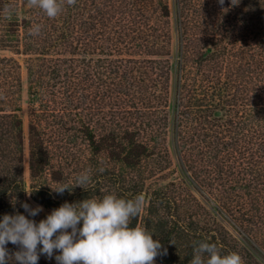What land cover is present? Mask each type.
<instances>
[{"label":"trees","instance_id":"trees-1","mask_svg":"<svg viewBox=\"0 0 264 264\" xmlns=\"http://www.w3.org/2000/svg\"><path fill=\"white\" fill-rule=\"evenodd\" d=\"M185 8L179 9L175 86L184 164L224 208L261 228L264 16L252 14L246 33L232 41L212 11L210 21L188 36ZM170 13L168 0H77L52 19L27 0H0V50L10 52L0 55V219L26 216L21 205L31 206L24 194L26 137L29 195L38 204L53 210L110 193L141 195L145 204L132 226H145L159 239L156 259L162 263L190 264L194 247L208 242L222 255L236 251L244 264H261L186 184L165 178L171 164ZM35 25L40 33L29 35ZM86 170L90 183L74 186ZM58 183L74 187L59 195L52 190ZM7 248L10 254L18 250L11 243Z\"/></svg>","mask_w":264,"mask_h":264},{"label":"clouds","instance_id":"clouds-1","mask_svg":"<svg viewBox=\"0 0 264 264\" xmlns=\"http://www.w3.org/2000/svg\"><path fill=\"white\" fill-rule=\"evenodd\" d=\"M76 2L27 0L29 7L39 8L52 19L62 13L65 3L74 6ZM218 2L222 5L224 0ZM5 11L11 18L12 10ZM40 31L41 26L35 25L29 35H38ZM90 181V172L86 170L75 178L74 186L84 188ZM74 186L58 183L52 190L63 195ZM144 204L141 195L126 199L110 193L102 198L64 202L37 223L28 217L38 215L43 211L42 206L33 208L23 203L21 206L28 216L17 212L0 219V264L12 260L17 264H38L41 255L51 259L54 250L60 253L55 256L57 264H155L162 249L159 239L154 240V233L145 226H132ZM8 243L16 245L18 250L10 254ZM166 251L163 249V254ZM190 264H244V260L236 251L222 255L215 243L200 242L194 247Z\"/></svg>","mask_w":264,"mask_h":264},{"label":"rangeland","instance_id":"rangeland-1","mask_svg":"<svg viewBox=\"0 0 264 264\" xmlns=\"http://www.w3.org/2000/svg\"><path fill=\"white\" fill-rule=\"evenodd\" d=\"M185 1V0H184ZM183 3L180 0H168L170 8V24L172 30V90L169 103V123L166 144L169 150L171 160L170 169L166 173L165 178L168 180L182 181L188 186L193 194L217 217V219L225 225V227L235 235L253 254V256L264 264V226L261 228L255 224V221L245 220L241 214L236 211H230L223 207L216 199L195 180L187 170L182 153L179 147L177 138V104L175 99V86L178 80V63L182 51V28L180 24V7H187L184 14L188 16L186 19V29L188 36H193L197 33V24H207L209 14L212 11L213 18H219L222 26L227 29L229 37L232 41L246 33V26L250 21L251 15L264 16V0H224L221 5L218 0H186ZM226 21V22H224ZM200 22V23H199ZM264 23V20H263ZM206 26V25H205ZM9 51L0 50V55H9ZM22 90H21V117L25 135L27 134V79L26 68L21 65ZM24 164L23 173L25 178V197L31 202V206L35 208L37 205L42 206L32 200L29 195V170H28V141L24 140ZM41 211L34 219L37 223L45 219L51 213V209L42 206ZM28 216V214H26ZM70 231V230H69ZM58 251L54 250L53 257L49 259L45 255H41V260L38 264H57L55 256L59 255ZM155 264H164L158 259H155Z\"/></svg>","mask_w":264,"mask_h":264}]
</instances>
